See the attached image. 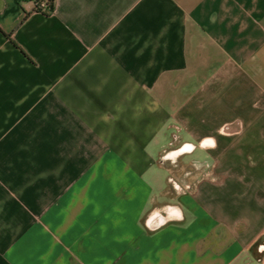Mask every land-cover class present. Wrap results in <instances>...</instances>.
<instances>
[{"label": "crops", "instance_id": "1", "mask_svg": "<svg viewBox=\"0 0 264 264\" xmlns=\"http://www.w3.org/2000/svg\"><path fill=\"white\" fill-rule=\"evenodd\" d=\"M35 4L0 0V264L256 256L264 0ZM171 124L183 143L202 144L182 159L191 187L156 164ZM156 166L164 184L149 174ZM165 203L184 222L147 232L144 216Z\"/></svg>", "mask_w": 264, "mask_h": 264}, {"label": "water", "instance_id": "2", "mask_svg": "<svg viewBox=\"0 0 264 264\" xmlns=\"http://www.w3.org/2000/svg\"><path fill=\"white\" fill-rule=\"evenodd\" d=\"M168 130H173L172 134L174 135H177L181 132L180 127L173 124L168 126ZM179 137L180 141H182V136L180 135ZM184 145L187 148H194L190 149V151H186L184 154H181L177 151L171 157H169L166 153H160L156 160L157 166L168 171L171 176L176 177L178 173L182 172L183 166H187L183 163L182 157L186 156L189 152H193L199 147L197 144L190 142H184ZM184 220V214L179 204L165 203L155 204L152 209L144 216L142 224L147 232L154 233L168 224H181L184 222ZM263 256L264 236L256 245V256L248 258L245 264H250L253 260L259 262Z\"/></svg>", "mask_w": 264, "mask_h": 264}, {"label": "flooded vegetation", "instance_id": "3", "mask_svg": "<svg viewBox=\"0 0 264 264\" xmlns=\"http://www.w3.org/2000/svg\"><path fill=\"white\" fill-rule=\"evenodd\" d=\"M170 137L168 138L166 136V138H168V144L165 143L164 147L161 148V153L164 154L166 153L169 157H171L172 155H174L177 151L180 152L181 154H184L186 151L194 148V147H190L187 148L184 143H182V141H180V135L181 133H178L177 135L172 134L173 131L170 130ZM166 135V133H165ZM198 146H202V144H199ZM182 159H185V156L182 157ZM203 159H209L208 157H204ZM196 174L191 171L190 169H188L187 166H183L182 168V172L178 173V175L176 177L170 178L171 181H173L174 183L178 184H182V187H191V184L193 183V181H195V177ZM190 184V186H189Z\"/></svg>", "mask_w": 264, "mask_h": 264}, {"label": "rangeland", "instance_id": "4", "mask_svg": "<svg viewBox=\"0 0 264 264\" xmlns=\"http://www.w3.org/2000/svg\"><path fill=\"white\" fill-rule=\"evenodd\" d=\"M169 132H170V130H168V129L165 131V133H166L165 138H166V136L168 138L170 137V133ZM180 133H181V136H182V131ZM168 138L165 139L166 140V144H168L167 143L168 142ZM157 150L158 149H155V153L157 152ZM199 151L200 150L196 151V154L198 155V158L201 159L204 156V154H203V152H199ZM185 159H188V156H186ZM149 174L150 175H152V174L154 175V182H155V184L161 185V184H164L167 181V176L168 175L166 174V176H164V171L161 170V169H159V168H157V166L154 167V168H152L149 171ZM169 176H171V175L169 174ZM141 203H142V200L139 198V204H141Z\"/></svg>", "mask_w": 264, "mask_h": 264}, {"label": "trees", "instance_id": "5", "mask_svg": "<svg viewBox=\"0 0 264 264\" xmlns=\"http://www.w3.org/2000/svg\"><path fill=\"white\" fill-rule=\"evenodd\" d=\"M44 1L45 2V9H41L35 6V10L41 13H51L54 10V0H36V3ZM9 37V36H8Z\"/></svg>", "mask_w": 264, "mask_h": 264}, {"label": "built area", "instance_id": "6", "mask_svg": "<svg viewBox=\"0 0 264 264\" xmlns=\"http://www.w3.org/2000/svg\"><path fill=\"white\" fill-rule=\"evenodd\" d=\"M35 6L41 8V9H45V2L44 1H40V2L36 3Z\"/></svg>", "mask_w": 264, "mask_h": 264}]
</instances>
